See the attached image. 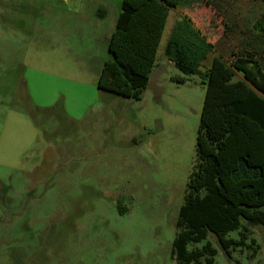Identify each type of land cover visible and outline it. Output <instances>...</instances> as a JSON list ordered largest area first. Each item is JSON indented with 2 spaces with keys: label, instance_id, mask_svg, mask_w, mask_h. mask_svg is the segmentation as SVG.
Segmentation results:
<instances>
[{
  "label": "rangeland",
  "instance_id": "374dc122",
  "mask_svg": "<svg viewBox=\"0 0 264 264\" xmlns=\"http://www.w3.org/2000/svg\"><path fill=\"white\" fill-rule=\"evenodd\" d=\"M226 1L172 8L135 99L98 87L123 0H0V264H175L206 85L174 80L165 45L186 15L222 49ZM248 226L231 256L209 232L213 264H264V226Z\"/></svg>",
  "mask_w": 264,
  "mask_h": 264
},
{
  "label": "trees",
  "instance_id": "16d2710c",
  "mask_svg": "<svg viewBox=\"0 0 264 264\" xmlns=\"http://www.w3.org/2000/svg\"><path fill=\"white\" fill-rule=\"evenodd\" d=\"M182 1L123 0L109 37L110 58L98 80L100 89L141 98L170 10ZM256 26L264 30V13ZM214 50L215 44L186 15L175 22L165 45L166 56L184 74L174 80L186 83L189 76L199 75L206 85L196 156L175 224V264H213L218 250L209 232L231 256L232 250L247 245L248 225L264 226V210L258 208L264 205V68L248 54L231 61L215 56L202 69ZM238 74L241 78L236 79ZM236 229H241L239 238L228 236Z\"/></svg>",
  "mask_w": 264,
  "mask_h": 264
},
{
  "label": "crops",
  "instance_id": "0c3cea01",
  "mask_svg": "<svg viewBox=\"0 0 264 264\" xmlns=\"http://www.w3.org/2000/svg\"><path fill=\"white\" fill-rule=\"evenodd\" d=\"M263 13L264 0H227L222 12L218 14L221 19L222 49H218L216 46V41L210 38L208 32L200 23L193 20L195 25L199 27L204 33H206L208 39L215 44L214 52L208 56V59L204 62L202 69L209 67L215 56H219L227 61H231L235 55L241 56L248 54H254L255 58L264 68V30L256 26L257 20L262 16ZM168 63L170 65L174 64L170 59H168ZM161 66L162 62H157L156 58V63L150 74L148 87L154 81H157ZM155 68H158L156 73Z\"/></svg>",
  "mask_w": 264,
  "mask_h": 264
}]
</instances>
